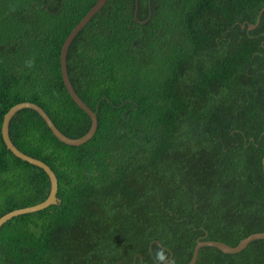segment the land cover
Segmentation results:
<instances>
[{
    "label": "trees",
    "instance_id": "trees-1",
    "mask_svg": "<svg viewBox=\"0 0 264 264\" xmlns=\"http://www.w3.org/2000/svg\"><path fill=\"white\" fill-rule=\"evenodd\" d=\"M107 0L67 69L97 114L60 141L32 108L9 134L58 178V201L0 227V264H168L198 241L264 232V0ZM96 0H0V217L44 201L46 171L2 137L36 103L67 136L91 118L61 72L62 45ZM246 27L243 28L242 24ZM250 23L257 24L248 29ZM195 264H264V238Z\"/></svg>",
    "mask_w": 264,
    "mask_h": 264
},
{
    "label": "water",
    "instance_id": "water-1",
    "mask_svg": "<svg viewBox=\"0 0 264 264\" xmlns=\"http://www.w3.org/2000/svg\"><path fill=\"white\" fill-rule=\"evenodd\" d=\"M107 0H96V3L91 7V9L84 15V17L77 23V25L71 30V32L68 34L66 37L62 48H61V53H60V64H61V72H62V77L65 83V86L70 93L71 97L73 100L78 104L79 107H81L84 111H86L90 118H91V127L87 131L86 134H84L81 137L78 138H72L64 134L52 121V119L49 117V115L44 111L42 107L37 105L36 103L30 102V101H22L19 102L15 105H13L4 115L3 122H2V137L3 140L7 146L8 149H10L17 157L28 161L31 164L37 165L41 168H43L46 173L49 176L50 182H51V188L48 197L35 205L28 206V207H23V208H18L14 209L12 211H9L8 213L2 215L0 217V227L4 222H6L8 219H11L12 217L22 214V213H27V212H34L37 210H41L46 208L47 206L54 204L58 201L57 197V191H58V178L55 174V172L52 170V168L45 163L44 161L35 158L31 155H28L21 151L12 141L10 134H9V124L10 120L13 117V115L23 109V108H32L36 110L45 120V122L48 124L54 135L62 142H65L67 144L71 145H80L88 141L96 132L97 127H98V119H97V114L94 112L77 94L75 91L72 82L70 80L69 74H68V69H67V53L68 49L76 36V34L88 23V21L93 17L94 14H96L102 6L106 3ZM136 10H135V19L138 20V6L139 2L136 0ZM264 11V7L261 9V13ZM257 24L250 23L248 25V29H253L256 27ZM242 27L245 28L246 24L243 23ZM262 167H263V173H264V156L262 158ZM264 238V232H257V233H252L246 238H243L240 240V242L236 246H231L225 242L222 241H214V240H204V241H198L197 245L195 246L194 253L192 256V259L184 264H195L197 259H198V254L199 250L202 246L204 245H210V246H215L218 249H220L224 253H237L242 251L244 248L248 246V244L255 240V239H260ZM169 259L165 261V264H168Z\"/></svg>",
    "mask_w": 264,
    "mask_h": 264
},
{
    "label": "clouds",
    "instance_id": "clouds-1",
    "mask_svg": "<svg viewBox=\"0 0 264 264\" xmlns=\"http://www.w3.org/2000/svg\"><path fill=\"white\" fill-rule=\"evenodd\" d=\"M154 258L157 261V264H165V261L167 260L165 251L162 248L154 253Z\"/></svg>",
    "mask_w": 264,
    "mask_h": 264
}]
</instances>
